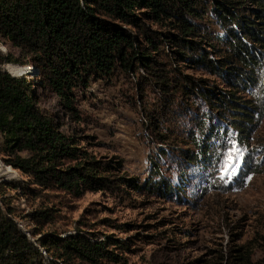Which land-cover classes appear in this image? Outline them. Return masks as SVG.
I'll list each match as a JSON object with an SVG mask.
<instances>
[{
	"label": "trees",
	"instance_id": "obj_1",
	"mask_svg": "<svg viewBox=\"0 0 264 264\" xmlns=\"http://www.w3.org/2000/svg\"><path fill=\"white\" fill-rule=\"evenodd\" d=\"M0 43L9 48L0 44V162L7 173L14 169L24 177L0 182V264H123L130 245L112 236L98 241L78 226L66 236L46 233L58 218L48 206L28 216L32 236H39L33 243L15 221L9 188L27 201L45 191L78 199L113 188L142 194L161 187L118 177L119 162L96 160L61 131L58 115L38 106L37 89L56 96L66 117L75 119L77 98L91 82L139 68L164 96L185 95L180 104L207 107V119L228 116L238 134H249L258 114L238 96L252 90L264 70V0H0ZM181 63L225 81L226 89L181 74ZM198 125L201 139L210 134ZM207 143L194 138L190 165L211 163ZM255 162L248 174L259 172ZM251 250L229 246L212 264H264Z\"/></svg>",
	"mask_w": 264,
	"mask_h": 264
},
{
	"label": "rangeland",
	"instance_id": "obj_2",
	"mask_svg": "<svg viewBox=\"0 0 264 264\" xmlns=\"http://www.w3.org/2000/svg\"><path fill=\"white\" fill-rule=\"evenodd\" d=\"M10 51L19 56L18 50ZM184 65L178 66L181 74L214 81L210 85L226 89L225 81ZM257 74L256 86L238 94L258 108L249 134L231 130L228 116L207 119L203 114L207 107L180 104V97H185L181 93L164 96L139 68L91 82L77 98L74 120L66 117L56 96L37 89L38 106L58 115L61 131L96 160L119 162L114 173L118 177L141 184L158 181L161 187L142 194L113 188L78 199L45 191L40 199L27 201L19 190L9 188L5 196L17 225L37 243L39 236H32L28 216L48 206L58 218L44 229L46 233L66 236L78 226L98 241L105 236L130 240L129 249L122 252L123 264H212L234 245L251 248L253 259L264 263V70ZM198 124L210 128L203 139ZM245 135L247 139L242 140ZM194 138L209 142L207 166L189 164L187 155L197 154ZM255 161L259 172L248 174ZM7 171L0 162V182L24 180L18 171L9 170L13 175Z\"/></svg>",
	"mask_w": 264,
	"mask_h": 264
},
{
	"label": "water",
	"instance_id": "obj_3",
	"mask_svg": "<svg viewBox=\"0 0 264 264\" xmlns=\"http://www.w3.org/2000/svg\"><path fill=\"white\" fill-rule=\"evenodd\" d=\"M10 65H6L5 66V68H4V70L8 73V74H10L11 76H13V77H17V76H14V75H12L8 70H7V67H9ZM19 68H22L21 66H19ZM32 71H33V75H35L36 74V71L34 70V68L32 67Z\"/></svg>",
	"mask_w": 264,
	"mask_h": 264
},
{
	"label": "clouds",
	"instance_id": "obj_4",
	"mask_svg": "<svg viewBox=\"0 0 264 264\" xmlns=\"http://www.w3.org/2000/svg\"><path fill=\"white\" fill-rule=\"evenodd\" d=\"M0 50H4V49L0 48ZM5 51H6V50H5Z\"/></svg>",
	"mask_w": 264,
	"mask_h": 264
}]
</instances>
